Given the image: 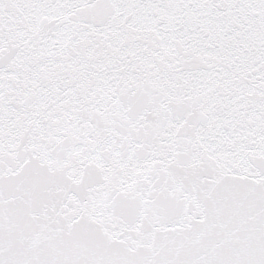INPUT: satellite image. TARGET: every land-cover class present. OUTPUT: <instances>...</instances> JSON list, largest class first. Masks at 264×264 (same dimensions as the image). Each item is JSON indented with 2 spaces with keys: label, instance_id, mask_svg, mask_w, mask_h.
Listing matches in <instances>:
<instances>
[{
  "label": "snow or ice",
  "instance_id": "snow-or-ice-1",
  "mask_svg": "<svg viewBox=\"0 0 264 264\" xmlns=\"http://www.w3.org/2000/svg\"><path fill=\"white\" fill-rule=\"evenodd\" d=\"M0 264H264V0H0Z\"/></svg>",
  "mask_w": 264,
  "mask_h": 264
}]
</instances>
